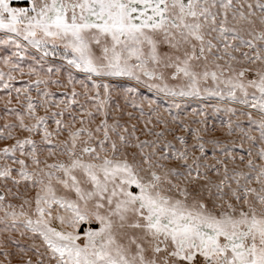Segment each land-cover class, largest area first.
<instances>
[{"label": "snow or ice", "instance_id": "6c2138e0", "mask_svg": "<svg viewBox=\"0 0 264 264\" xmlns=\"http://www.w3.org/2000/svg\"><path fill=\"white\" fill-rule=\"evenodd\" d=\"M0 264H264V0H0Z\"/></svg>", "mask_w": 264, "mask_h": 264}]
</instances>
